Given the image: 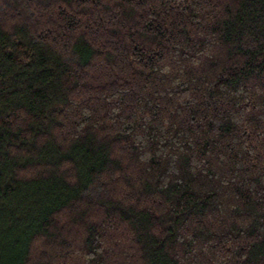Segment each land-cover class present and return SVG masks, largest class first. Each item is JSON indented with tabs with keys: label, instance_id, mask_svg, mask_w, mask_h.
<instances>
[{
	"label": "trees",
	"instance_id": "1",
	"mask_svg": "<svg viewBox=\"0 0 264 264\" xmlns=\"http://www.w3.org/2000/svg\"><path fill=\"white\" fill-rule=\"evenodd\" d=\"M0 264H264V0H0Z\"/></svg>",
	"mask_w": 264,
	"mask_h": 264
}]
</instances>
